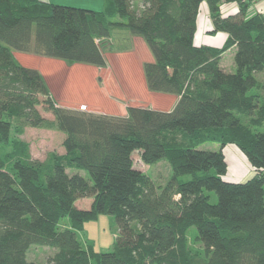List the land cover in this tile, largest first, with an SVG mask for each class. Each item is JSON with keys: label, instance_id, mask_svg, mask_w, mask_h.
Masks as SVG:
<instances>
[{"label": "trees", "instance_id": "trees-1", "mask_svg": "<svg viewBox=\"0 0 264 264\" xmlns=\"http://www.w3.org/2000/svg\"><path fill=\"white\" fill-rule=\"evenodd\" d=\"M202 1L208 34H227L221 47L194 45ZM223 1L236 3L237 13L222 16ZM251 4L104 0L97 12L0 0V146L9 149L0 157V264H264V83L255 77L264 70V17L249 15ZM117 28L148 47L146 87L177 96L171 111L128 106L119 116L56 106L41 73L13 56L103 68L104 43L96 40ZM232 47L235 71L225 72L219 61ZM25 128L63 133L64 154L32 158L18 138ZM206 143L220 147L201 149ZM226 145L243 153L250 177L224 181ZM134 152L147 166L166 162L169 179L156 183L136 168ZM85 198L89 207L78 208ZM98 215L118 226L111 251L78 240ZM32 246L55 252L44 263L29 261Z\"/></svg>", "mask_w": 264, "mask_h": 264}, {"label": "crops", "instance_id": "crops-1", "mask_svg": "<svg viewBox=\"0 0 264 264\" xmlns=\"http://www.w3.org/2000/svg\"><path fill=\"white\" fill-rule=\"evenodd\" d=\"M43 3L67 5L73 7H79L84 9H90L97 12H101L104 9V0H39ZM252 2L249 8V15L255 13H260L264 17V0H250ZM238 11V6L236 3H227L225 1L220 5V12L222 16L234 15ZM119 29V28H117ZM123 29V28H120ZM212 29V22L209 16V9L205 1H202L199 7V13L196 18V31L194 34V45L199 46H209V47H221L227 38V34L223 32H218L214 35L208 34ZM115 30V29H114ZM114 30L111 32V36L107 38H102L104 43L103 56L105 60V66L103 68H98L95 66L85 65V64H73L78 68L80 72L79 75H75L73 81L76 79L77 84L80 85V89L83 92V96L73 97L69 96L67 93L65 96L59 95V80H52V83L48 82L46 76L52 75V73L58 71H48L43 74L40 67L36 64L37 62L45 59L47 61L46 65L59 66L63 61L37 57L31 54H22L18 52H13L14 58L18 63L25 67H31L37 69L51 95V98L55 102L56 106L68 108L75 107L76 109L86 108L87 111L96 114H106V115H126V108L128 106H139L148 107L157 111H171L175 106L178 97L169 94H161L150 92L146 87V82L143 74V64L145 62H152V55L144 43V41L138 37L133 36L126 32L122 38L127 40V47H118L116 44ZM235 47L227 50L219 61V66L225 72H234L235 66L233 63ZM227 56L228 62L224 64V57ZM24 59L22 61L20 58ZM231 58V60H230ZM31 61L32 63H25L26 61ZM59 63V65H58ZM61 63V64H60ZM62 64L60 68L63 66ZM66 65V64H65ZM64 65V67H65ZM264 70L255 75L258 82L264 83V80L260 81L258 78L262 76ZM46 75V76H45ZM54 79V78H53ZM65 80V79H64ZM66 82V81H65ZM69 81L65 84L67 85ZM52 85L57 88V93L55 95ZM68 86V85H67ZM77 91L78 87L75 88ZM53 90V92H52ZM121 91V93L119 92ZM48 118H52L51 115ZM249 169L245 174H253L254 170L245 158ZM226 176V175H225ZM223 177L224 181L227 182H240L244 179L228 178ZM246 179V177H243ZM248 178V177H247ZM77 203V202H76Z\"/></svg>", "mask_w": 264, "mask_h": 264}, {"label": "rangeland", "instance_id": "rangeland-1", "mask_svg": "<svg viewBox=\"0 0 264 264\" xmlns=\"http://www.w3.org/2000/svg\"><path fill=\"white\" fill-rule=\"evenodd\" d=\"M128 32L126 29H115L113 32V35L115 33L116 41L118 47H127V40H123L122 33ZM129 33V32H128ZM98 45L102 48V39L96 40ZM14 56V55H13ZM227 56L224 57V64L228 62ZM15 59V58H14ZM22 61H24L23 57L20 58ZM16 60V59H15ZM231 60V58H230ZM233 60V58H232ZM47 61L45 59L40 60V62H37L36 64L40 67L43 74H45L48 69L52 72V75L46 76L48 82L52 83V80H59V95L65 96L67 93L69 96H83V92L80 89V85L77 84V80L75 79L73 81V77L75 75H79L80 72L78 71V68H76V65L70 64L67 65L65 62L62 64H66L60 68L62 65L59 66H51L46 65ZM25 63H32L31 61H26ZM264 73V72H263ZM47 74V73H46ZM54 78V79H53ZM65 79V80H64ZM260 81L264 80V74L262 76H259L258 78ZM67 81V85L65 84ZM54 86V87H53ZM54 93L56 95L57 88H55V85H52ZM77 91H75L77 88ZM52 90V92H53ZM121 93V91H119ZM261 93L264 94V86L261 89ZM51 96V95H50ZM41 113L44 116H49V112H46L43 110L42 107H40ZM69 109L76 110L75 107H68ZM80 109V107L78 108ZM96 114V113H95ZM51 115V114H50ZM260 132H264V125L258 129ZM20 140L26 142L29 146V153L32 158L43 160L47 153L49 152H56L59 155L64 154V149L62 147V141L64 139V134L56 131H50V130H43V129H35V128H25L24 133L18 137ZM219 145L215 143H206L201 146V149L209 150V151H217L219 149ZM9 149L5 146H0V157H2L5 152H7ZM223 154L227 162V173L225 177L228 178H236L237 179H245L243 177H250L252 174H245L248 169L250 168L245 160V156L243 153L234 145H226L223 148ZM134 166L138 169H140L142 172L146 173L148 176H150L156 183L163 184L165 183L169 177H170V169L166 162H159L155 165H145L141 162L139 153L134 152L132 155ZM68 173H72L70 169H67ZM74 172H78L82 177H84L86 180H88V175L86 172L77 170ZM209 201L211 203L216 202V195L213 192L209 193ZM91 203V199L85 198L80 199L77 201L76 206L80 209H86L89 207ZM67 223V219L63 220ZM192 232H195V229L192 228ZM119 229L118 226L114 220L113 217L110 215H98L96 219L86 221L84 223V229L83 231H80L77 233L78 240L85 244L90 243L94 250L96 252H106L111 251L114 242L116 241V238L118 236ZM198 247V246H197ZM55 252V249L49 248V247H43V246H32L29 249L27 259L29 261L38 262V263H44L46 258L49 255H52Z\"/></svg>", "mask_w": 264, "mask_h": 264}]
</instances>
